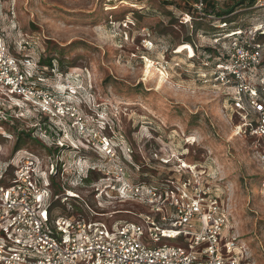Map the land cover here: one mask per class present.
<instances>
[{"label":"rangeland","instance_id":"obj_1","mask_svg":"<svg viewBox=\"0 0 264 264\" xmlns=\"http://www.w3.org/2000/svg\"><path fill=\"white\" fill-rule=\"evenodd\" d=\"M212 1L226 10L234 0ZM200 4L201 0L198 9ZM189 7L185 0L169 6L160 0H0V34L9 50L18 57L16 52L29 56L36 64L43 56L60 59L64 74L57 70L50 76L48 88L76 102L89 127L97 129L96 146L91 148L56 120L52 124L60 130L48 129L54 138L38 129L47 148L31 145L18 152L12 132L0 137V169H7L8 179L16 164L30 156L39 161L42 172L50 171L52 162L59 163L56 180H72L68 192L52 198L59 199L54 200L58 215L75 219L82 214L109 224L133 220L146 227L137 215L150 213L149 208L129 198L112 181L115 165L104 155L103 137L108 138L116 161L132 183L143 175L150 183H162L153 170L170 168L159 162L161 158L170 160L174 172L197 165L228 211L230 226L225 235L238 237L243 264H264L262 163L254 151V139L237 132L242 118L228 99L235 89L214 86L213 77L204 82L202 76L211 74L204 48L216 46L219 38L227 48L226 34L264 22V7L243 8L228 16L235 22L228 27L214 22L210 34L215 37L203 32L211 24L194 21L185 13ZM22 67L43 74L35 65ZM261 73L264 59L257 70V75ZM254 82L260 86L257 79ZM29 110L21 109L24 117L21 112L13 116L19 123L27 120L30 124ZM88 167L95 168L97 173H90L98 177L90 184L82 179ZM48 178L51 185L52 174ZM143 242L152 243L148 233ZM191 242V237L163 238L155 245L188 246Z\"/></svg>","mask_w":264,"mask_h":264},{"label":"built area","instance_id":"obj_2","mask_svg":"<svg viewBox=\"0 0 264 264\" xmlns=\"http://www.w3.org/2000/svg\"><path fill=\"white\" fill-rule=\"evenodd\" d=\"M230 35L227 60L202 76L204 82L213 77L214 86L235 89L230 91L232 109L242 118L237 132L254 139L264 173V74L257 75L264 59V22L238 28ZM146 43L152 46L148 38ZM32 65L36 66L32 58L14 55L0 35L1 117L4 107L12 114L28 106L38 108L63 126L67 120L82 140L91 148L96 146L97 129L89 127L75 102L54 93L46 80L32 77V71L22 67ZM103 138L104 155L115 165L112 181L129 198L149 208L150 213L137 215L146 227L133 220H112L111 224L104 219L88 220L82 214L75 219L66 214L51 219L50 207L59 199H52L47 178L57 172L58 163L52 162L50 171L42 172L39 161L30 156L16 164L8 179L7 169H0V264H243L238 237L225 235L230 226L228 211L202 169L188 165L176 170L181 175L177 179L132 183L116 161L108 138ZM262 187L264 194V181ZM146 233L151 244L143 242ZM180 237H191L192 242L188 246L155 245L163 238Z\"/></svg>","mask_w":264,"mask_h":264},{"label":"trees","instance_id":"obj_3","mask_svg":"<svg viewBox=\"0 0 264 264\" xmlns=\"http://www.w3.org/2000/svg\"><path fill=\"white\" fill-rule=\"evenodd\" d=\"M160 1H161V3H164V5H166V6L174 5L176 3V0H160ZM193 1L194 0H185V3L190 6L188 9H185V13L188 14L190 17H192L194 19V21L207 22L208 24H211L212 27H209L207 30L205 29L203 31L205 35H209V36L211 35L210 37H215L213 34H210L211 30H213V28H214V26H213L214 22H222V25H223L222 27H228L229 24L235 23L234 20H230V18H228V16L233 15L234 13H237L239 10H241L243 8H253V7H257V6L258 7H264V0H234L232 2L233 4L229 7H227L226 10H221L217 6L216 2H214L212 0H201L202 9L199 10L198 4L200 3V0H198L197 2H195V1L193 2ZM209 5H210V7H209ZM139 13L141 15L144 12L142 11ZM262 15L264 16V12ZM259 18H263V17H259ZM260 23H262V22H260ZM256 24H259V22ZM256 24L254 23L253 25H256ZM226 33H228V32L226 31L225 34ZM230 34H226V37H224L225 40H229L228 46H229L230 40L232 39V35H230ZM215 35H217V34H215ZM1 36L4 38L3 35H1ZM216 37H218V36H216ZM263 37H264V35L261 36V40ZM4 40H5V38H4ZM220 41H222V40L219 38L217 41L218 44H216V46H214V47L209 46V47L204 48V53L207 56V59L210 60V62H208L206 64L209 67V69H211L216 63L221 62V61H226L228 58V53H227L228 47L226 48L224 45L222 46ZM187 42H189V41H187ZM262 42H263V40H262ZM5 43L7 44L6 40H5ZM191 44H192V47L195 48V44L194 43H191ZM222 44H224V42ZM12 53L14 54V52H12ZM16 53L20 54L19 57L25 56V55H22L21 52H16ZM56 61H57V63H56ZM36 66H37L38 70L43 71V74H39V75L34 74V77L42 78V79L46 80L47 82L50 80L49 79L50 76L56 75L57 70H61L62 73L64 72L63 71V64L61 63V60L55 59L53 57H48V56L47 57L46 56L39 57V60L36 64ZM228 99H229V101H231V108H232L231 92H230V94H228ZM28 108L30 109L29 111L31 114V119L29 120L30 124H29V122H27V120L24 123H19L20 119L18 120V118H15L13 116L12 112L5 107L3 108L4 116H2L0 118V137L1 138L6 137V135H10L12 132H14V134L16 135V147H15L16 152H18V151H20L26 147L28 148V146H31V145H37L39 148H43V149L47 148V146H45L46 144H44V141L39 137L40 132L38 129H41V131L45 130V132L48 133L49 130L51 129L50 128L51 126H53L56 131H57V129L60 130V128H61L60 126H56L55 124H52L53 121H56V120L45 115L40 109L31 107V106H28ZM23 109H25V108H23ZM19 112H21V109L18 110L17 113H19ZM20 115H22V112ZM20 117H24V115H22ZM25 125H28V126H25ZM65 125L69 127L70 132L75 135V138H77V132L74 128L70 127V122H67V120H66ZM49 135H52V134L49 132ZM54 137L55 136H53V138ZM77 141L80 144H83L82 146H85L84 142L83 143L80 142L81 141L80 139H76V142ZM60 148L61 147H59V150H60ZM50 151L51 150L49 149V152ZM159 162L161 164H163V166L168 167L170 169L169 170H163V171L154 169L153 171H157V175H158L157 177L158 178L177 179V178L181 177L180 174L176 173V170L174 172L172 165L166 164V163L162 162L161 160ZM59 167H60V164L58 163L57 164V172H56V174L52 175V183H51L52 191L56 195L61 194L63 192H66V189H67V187H69V183L72 180V178L70 179L67 177V178H63L64 182L63 181L62 182L57 181L56 176H57V173L59 172ZM92 170L95 173H97L95 168L88 167V172H87L88 174L87 175L83 174L82 179L85 182H87V184H90L95 179H98V177H96L95 179L92 177V175L90 173V171H92ZM159 174H161V175H159ZM142 177H145V178L140 177V178H138L139 179L138 181H147L146 177H148V176L143 175ZM214 191H215V194L218 196V192L215 189V187H214ZM54 203H57V202L53 201V203L50 207V210H49V215H50L51 219H53L56 215H58L56 204H54ZM221 203H222V201H221Z\"/></svg>","mask_w":264,"mask_h":264},{"label":"bare ground","instance_id":"obj_4","mask_svg":"<svg viewBox=\"0 0 264 264\" xmlns=\"http://www.w3.org/2000/svg\"><path fill=\"white\" fill-rule=\"evenodd\" d=\"M122 1V0H121ZM129 4V3H128ZM137 5V4H136ZM110 10V9H109ZM153 61V60H152Z\"/></svg>","mask_w":264,"mask_h":264},{"label":"crops","instance_id":"obj_5","mask_svg":"<svg viewBox=\"0 0 264 264\" xmlns=\"http://www.w3.org/2000/svg\"><path fill=\"white\" fill-rule=\"evenodd\" d=\"M262 97V96H261ZM264 100V99H263Z\"/></svg>","mask_w":264,"mask_h":264}]
</instances>
